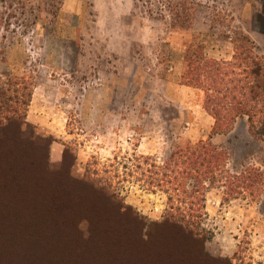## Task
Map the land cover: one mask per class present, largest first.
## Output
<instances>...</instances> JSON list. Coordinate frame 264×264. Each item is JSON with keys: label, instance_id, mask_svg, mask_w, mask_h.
I'll use <instances>...</instances> for the list:
<instances>
[{"label": "rangeland", "instance_id": "obj_1", "mask_svg": "<svg viewBox=\"0 0 264 264\" xmlns=\"http://www.w3.org/2000/svg\"><path fill=\"white\" fill-rule=\"evenodd\" d=\"M0 18L6 19L0 25V78L33 79L24 124L0 130V264H180L166 234L159 235L161 254L140 246L165 216L170 197L174 205L185 202L182 212L208 237V257L264 264V182L258 194L234 198L217 184L209 187L199 210L202 196L191 194L192 179L182 182L184 194L173 191V176L158 187L151 174L157 172L153 163L166 167L179 149L210 140L226 152V171L254 167L264 179V123L251 134L240 118L212 135L208 86L185 80L188 49L232 62L250 48L264 59V0H0ZM28 161L40 166L48 183H25ZM55 179H69L77 200L61 210V261L35 244L24 246L30 243L23 231L25 202H51ZM83 182L113 193L127 210L94 211L86 205L93 197ZM88 216L96 222L126 217L117 223L122 229L127 217L140 223L111 241L94 235Z\"/></svg>", "mask_w": 264, "mask_h": 264}, {"label": "trees", "instance_id": "obj_2", "mask_svg": "<svg viewBox=\"0 0 264 264\" xmlns=\"http://www.w3.org/2000/svg\"><path fill=\"white\" fill-rule=\"evenodd\" d=\"M2 20L0 18V25L5 26L6 19ZM2 38L4 37L2 36ZM2 55L3 51H0V61L3 58ZM185 58L188 63L186 83L195 86H208L205 109L215 121L212 135L227 132L231 129L232 123L240 118L247 119L249 131L254 134L256 125H259L260 121L262 124L264 123V59L255 56L248 48L236 54L232 62L209 60L200 47L192 50L188 49ZM32 88L33 79L29 75H13L5 79L0 78L1 131L6 130L12 123L24 124L31 100ZM226 157V152L218 151L210 140L199 141L195 145L179 149L169 156L167 159L168 166L166 167L160 168L153 163L151 167L157 169V172L151 174L159 178H155V181L159 184L158 187H161V182H168L167 176L169 179L173 176L172 180L176 181L173 191H181L184 194L188 192L182 190L184 186L182 182L192 179L194 184L191 188V194L196 193L202 196L201 201L203 204L199 205V210L204 209L206 191L216 184L226 190L225 194L227 196L233 198L246 194L250 196L258 194L264 182L263 173L254 167H246L242 173H229L225 169ZM37 169L41 171L40 166L37 164L32 165L29 161L24 165L22 174L26 184L33 179L41 184L46 181L48 183L46 175L43 174L44 172L38 174ZM11 179L14 180L12 177ZM62 180L57 179L56 181L55 179L51 182L56 187L57 193L54 196L55 198L48 204L41 203L37 206V204H31V200L30 203L29 200H26L25 204L28 205H26L25 215L27 217H24L23 224V231L27 236L25 241L30 242L24 245L25 248L31 249L35 244L36 249L43 251L44 254L56 253L58 261L65 257L63 250L66 247V245L59 242L60 239L58 238L61 237L64 231L63 224L66 220L60 217L61 210L67 208V200H73V202L76 200L70 192L71 187L68 185L70 180ZM83 185L93 197V200H88L90 203L87 201L86 205H92L94 211L105 210L107 211L106 214L112 215V213L119 214L127 210L118 204L113 193L106 194L103 189H96L84 182ZM81 189L83 188L81 187ZM177 200V204L174 205L171 197L169 198L168 210L161 222L154 224V232L149 235L148 243L146 244L145 241L141 240L140 246L146 245L143 250L146 251L152 248L156 253H160L161 248L158 241L162 239L159 235L166 234L169 236L170 241H162L166 243L167 248L170 250L172 248L178 250L181 254L180 264H231L227 259H212L204 253V242L208 237H204L194 229L193 221L182 212V206L185 205V202L180 199ZM33 208L35 210H32ZM173 211L176 213H172ZM85 216L87 215L85 214ZM87 218L94 235L105 236L110 238L111 241L117 239L122 232H133L140 223L138 217H127L130 219L128 226L122 229L117 223L125 221L126 217H101L98 222L92 217L88 216ZM192 218L201 219L202 217ZM106 221H110V223L106 224ZM99 243L104 246V241ZM148 244H150L149 247ZM157 257H161V255ZM6 264H10V262Z\"/></svg>", "mask_w": 264, "mask_h": 264}]
</instances>
